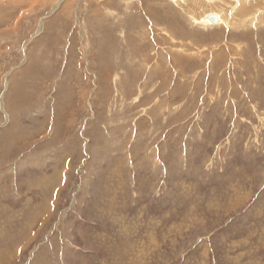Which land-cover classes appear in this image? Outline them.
<instances>
[{
  "label": "rangeland",
  "instance_id": "obj_1",
  "mask_svg": "<svg viewBox=\"0 0 264 264\" xmlns=\"http://www.w3.org/2000/svg\"><path fill=\"white\" fill-rule=\"evenodd\" d=\"M95 1L98 18L90 0H0V264H264L255 28L202 31L160 0L155 21ZM239 41L241 53L224 47Z\"/></svg>",
  "mask_w": 264,
  "mask_h": 264
},
{
  "label": "bare ground",
  "instance_id": "obj_2",
  "mask_svg": "<svg viewBox=\"0 0 264 264\" xmlns=\"http://www.w3.org/2000/svg\"><path fill=\"white\" fill-rule=\"evenodd\" d=\"M3 1V0H2ZM5 1H7V2H15L14 3V5L16 4V3H18V4H20V3H23V2H26V1H28V0H5ZM42 0H38V3H37V0H34V3L36 4H40V3H42L41 2ZM52 1V0H51ZM84 1H86V0H84ZM89 1V0H88ZM107 1V0H106ZM106 1H104V2H106ZM123 1V0H122ZM32 2V1H31ZM59 2V1H58ZM82 2V1H81ZM98 2H100V1H98ZM101 2H103L102 0H101ZM104 2L102 3V5H104ZM107 2H109V1H107ZM160 2H162V5L164 6L165 5V7H169V6H172V7H176V9H177V11H175L174 12V15H172L171 16V18L172 17H174V16H176V15H179V14H183V15H185L186 16V18H187V20L189 21V23H190V25L192 24L194 27H196V28H198V29H200V30H202V31H204V30H212V29H216V30H220V32L221 33H228V34H233V33H236L237 35H244V29H252V28H255V31H254V33L256 34V37H257V39L259 38L263 43H264V0H160ZM2 3V2H1ZM0 3V5H2ZM28 3V2H27ZM91 3V4H90ZM127 3H132V5L133 6H136V11H134L135 13L136 12H139V13H141V12H144V14L147 16V18L148 19H151L152 21H155V20H157L158 18L156 17V16H158V15H162V13H163V8L162 9H160V8H158V10L160 9V11H156V8H155V6H150V4H152V0H125V5H124V7L126 8L127 7ZM158 3V2H157ZM7 4H9V3H7ZM10 4H13V3H10ZM33 4V3H32ZM52 4V3H51ZM81 4V3H80ZM96 4H97V2L95 1V0H90V2H89V9H87L86 8V12L89 10L90 12V14H91V17H94V18H98V16H99V8H100V5L97 7L96 6ZM17 5V4H16ZM27 5V4H26ZM30 5V4H29ZM48 5V3L46 4V6ZM54 5V4H53ZM78 5H79V3H78ZM77 5V6H78ZM87 5V6H88ZM106 5V4H105ZM154 5H158V4H154ZM159 5H161V4H159ZM7 6V5H6ZM13 6V5H12ZM17 6H19V5H17ZM17 6H14V8L15 7H17ZM21 6V5H20ZM40 6V5H39ZM46 6H45V8H46ZM52 6V5H51ZM55 6V5H54ZM71 6V5H70ZM82 6V5H81ZM22 7V6H21ZM44 7V6H43ZM42 7V8H43ZM84 7V6H83ZM158 7V6H157ZM5 8V7H4ZM25 8V7H24ZM44 8V9H45ZM52 8H53V6H52ZM58 8V7H57ZM69 8V7H68ZM78 8H79V6H78ZM103 8V7H102ZM109 8V7H108ZM2 9V8H1ZM7 9V8H6ZM8 9H11V8H8ZM8 9L6 10V15L5 16H2V17H5V18H7L8 16H7V12H8ZM35 9V8H34ZM34 9H32V11L34 10ZM49 9H51V8H49ZM70 9H72V7H70L69 8V11H71ZM80 9V8H79ZM84 9V8H83ZM3 10H5V9H3ZM16 10V11H15ZM15 10H13V11H15V12H17V9L15 8ZM25 10V9H24ZM38 10H40V9H38ZM67 10V9H66ZM73 10V9H72ZM81 10V9H80ZM124 10V9H123ZM31 11V12H32ZM82 11H84V10H82ZM1 12V11H0ZM2 12H4V11H2ZM11 12V11H10ZM38 12V11H37ZM49 12V11H48ZM71 12H73V11H71ZM78 12V11H77ZM85 12V13H86ZM133 12V13H134ZM70 13V12H69ZM106 13H108V11L106 12ZM105 13V14H106ZM112 13V12H111ZM110 13V14H111ZM157 13H158V15H157ZM166 13V12H165ZM179 13V14H178ZM3 14V13H2ZM11 14H12V12H11ZM11 14H10V17H11ZM38 14H39V12H38ZM74 14H76L77 15V13H74ZM110 14H109V16H110ZM113 14V13H112ZM142 14V13H141ZM207 14H213L214 15V17H216V20L214 21V22H212L209 18H207L206 16H207ZM15 15V14H14ZM25 15V14H24ZM34 15V14H33ZM35 15H36V11H35ZM50 15V14H49ZM67 15H68V11H67ZM72 15H73V13H72ZM78 15H79V12H78ZM83 15V14H82ZM106 15H108V14H106ZM113 15H115V14H113ZM113 15H111V16H113ZM139 15V14H138ZM170 15V14H169ZM7 16V17H6ZM81 16V15H80ZM90 16V15H89ZM139 16H141V15H139ZM139 16H137V17H139ZM143 16V15H142ZM160 16H159V18H160ZM164 16V15H163ZM20 17H21V15H20ZM36 17V16H35ZM67 17H70V14H69V16H67ZM72 17V16H71ZM85 16L83 15V18H84ZM87 17V16H86ZM167 17H168V14H167ZM167 17H166V19H167ZM5 18H2V20L3 19H5ZM61 18V17H60ZM66 18V17H65ZM93 18V19H94ZM112 18V17H111ZM130 18V17H129ZM157 18V19H156ZM162 18H164V17H162ZM0 19H1V16H0ZM33 19V18H32ZM47 19V18H46ZM70 19V18H69ZM79 19V18H78ZM86 19V18H85ZM143 19V18H142ZM172 19H174V18H172ZM1 20V21H2ZM17 20V19H16ZM43 20V19H42ZM61 20V19H60ZM115 20V19H114ZM171 20V19H170ZM52 21V20H51ZM83 21H84V19H83ZM130 21V20H129ZM136 21H139V20H136ZM142 20H140V22H141ZM146 21V20H145ZM148 21V20H147ZM16 22H18V21H16ZM54 22H55V20H54ZM57 22V21H56ZM79 22V21H78ZM112 22V21H111ZM139 22V23H140ZM173 22H175V21H173ZM8 23V22H7ZM86 23V22H85ZM85 23H84V25H85ZM107 22H105V24H106ZM136 23V22H135ZM142 23V22H141ZM140 23V24H141ZM176 23V22H175ZM178 23V22H177ZM19 24V23H18ZM44 24V23H43ZM42 24V25H43ZM57 24H58V22H57ZM56 24V25H57ZM80 24V23H79ZM158 24V23H157ZM9 25V24H8ZM17 25V24H16ZM41 25V24H40ZM55 25V24H54ZM89 25V24H88ZM100 25V24H99ZM171 26H172V23L170 24ZM261 25L263 26V27H261ZM52 26H53V24H52ZM137 26H138V24H137ZM141 26V25H140ZM139 26V28H141ZM148 26V25H147ZM169 26V25H168ZM18 27V26H17ZM41 27V26H40ZM58 27V26H57ZM89 27H91L90 25H89ZM257 27H259V30H260V33H262L263 35H260L259 33H257ZM28 28V27H27ZM51 28V27H50ZM67 29H68V27H66ZM71 28V27H70ZM138 28V27H137ZM53 29H56V27L54 26V28ZM93 29V28H92ZM97 29V31H98V29H101V28H96ZM142 29V28H141ZM143 29H144V27H143ZM152 29H154V31L156 32V33H159V32H161V33H164V35H165V33H167L166 32V30H164V29H162V28H159L158 27V29L157 28H154V27H152ZM25 30V29H24ZM86 30H88V29H86ZM137 30V29H136ZM146 30H149V28H147ZM13 31V30H12ZM39 31V30H38ZM54 31V30H53ZM72 31H73V29H72ZM93 31V32H92ZM91 31V34L92 33H94V30H92ZM149 31H152L151 29L149 30ZM169 31V30H168ZM179 31H181V30H179ZM178 31V32H179ZM41 32V31H40ZM171 32V31H170ZM184 32V31H183ZM9 33V32H8ZM7 33V34H8ZM19 33V32H18ZM106 33V32H105ZM135 33V32H134ZM141 33V32H140ZM146 33V32H145ZM153 33V32H152ZM172 33H173V31H172ZM176 33V32H175ZM182 33V32H181ZM180 33V34H181ZM9 34H12L11 33V31H10V33ZM67 34V33H66ZM71 34H72V32H71ZM109 34V33H108ZM160 34V33H159ZM227 34V35H228ZM97 35V34H96ZM95 35V36H96ZM104 35H106V34H104ZM148 35H149V33H148ZM158 35V34H157ZM176 35V34H175ZM189 35V34H188ZM187 35V36H188ZM5 36H6V33H5ZM9 36V35H8ZM94 36V35H93ZM136 36V35H135ZM143 36V35H142ZM150 36V35H149ZM156 36V35H155ZM161 36V35H160ZM163 36V35H162ZM169 35H167V37H168ZM190 36V35H189ZM115 37V36H114ZM153 37V36H152ZM157 37V36H156ZM156 37H154V38H156ZM166 37V36H165ZM33 38H35V36L33 37ZM74 38V37H73ZM147 38V37H146ZM151 38V37H150ZM25 39V38H24ZM100 39V38H99ZM98 39V40H99ZM104 39V38H103ZM157 39V38H156ZM164 39V38H163ZM162 39V40H163ZM170 39L173 41V39H174V36L171 34L170 35ZM169 39V40H170ZM51 40H53V39H51ZM55 40L57 41V39L55 38ZM66 40V39H65ZM92 40V39H91ZM96 40V38L94 39V41ZM150 40V39H149ZM158 40V39H157ZM195 40V39H194ZM193 40V41H194ZM31 41V40H30ZM55 41V42H56ZM87 41V40H86ZM90 41V40H89ZM89 41L88 42H86V43H89ZM163 42V41H162ZM166 42V41H165ZM52 43V42H51ZM64 43V42H63ZM102 43V42H101ZM100 43V44H101ZM104 43V42H103ZM106 43V42H105ZM155 43V42H154ZM167 43V42H166ZM166 43H163V44H166ZM58 44V43H57ZM92 44V43H91ZM117 44V43H116ZM173 44H174V42H173ZM179 44H180V46H181V43L179 42ZM186 44V43H185ZM9 45V44H8ZM14 44H12V46H13ZM31 45V44H30ZM84 45H86V44H84ZM84 45H82L83 47H84ZM166 45H168V43L166 44ZM231 45V44H230ZM74 46V45H73ZM168 46H172L171 44L170 45H168ZM189 46V45H188ZM220 46H223V45H220ZM11 47V46H10ZM176 47V46H175ZM190 47V46H189ZM188 47V48H189ZM224 47H226L227 48V50H229V48H230V50L231 51H233V53H241V50H242V47L240 46V41L239 42H237L235 45H233V46H228V45H224ZM87 48V47H86ZM165 48V47H164ZM164 48H162V49H164ZM170 47H168V49H169ZM192 48V47H191ZM258 48H259V46H258ZM63 49H64V47H63ZM97 49V48H96ZM99 49V48H98ZM219 49V48H218ZM17 50V49H16ZM85 50V49H84ZM136 50V49H135ZM139 50V49H138ZM137 50V51H138ZM171 50V49H170ZM259 50V49H258ZM4 51V50H3ZM75 51V50H74ZM82 51V50H81ZM114 51H117V50H115L114 49ZM154 51V50H153ZM165 51H167L166 49H165ZM173 51H174V49H173ZM172 51V52H173ZM205 51V50H204ZM216 51V50H215ZM218 51V50H217ZM84 52V51H83ZM92 52V51H91ZM140 52V51H139ZM175 52V51H174ZM178 52V51H177ZM181 52V50L179 51V53ZM187 52V51H186ZM189 52V51H188ZM212 52H213V50H212ZM70 53H72V52H70ZM85 54H86V50H85V52H84ZM93 53V52H92ZM156 53V52H155ZM154 53V54H155ZM219 53H220V51H219ZM218 53V55H221V54H219ZM226 53V52H225ZM85 54H84V56H85ZM90 54V53H89ZM140 54V53H139ZM157 54H159V57H160V55H161V57L160 58H162V57H164L162 54H160V53H157ZM188 54V53H187ZM186 54V55H187ZM200 54V53H199ZM199 54H197V55H199ZM228 53H226V55H227ZM230 54V53H229ZM1 55V54H0ZM4 55V54H3ZM91 55V54H90ZM94 55V54H93ZM146 55V54H145ZM168 55H169V53H168ZM191 55H194V54H191ZM204 55V54H203ZM231 55V54H230ZM234 55V54H233ZM236 55V54H235ZM46 56V55H45ZM63 56V55H62ZM67 56V55H66ZM95 56V55H94ZM208 56V55H207ZM211 56V55H210ZM222 56V55H221ZM224 56H225V54H224ZM114 57V56H113ZM155 57V56H154ZM154 57H152V58H154ZM174 57H175V55H174ZM173 57V58H174ZM193 57H195V56H193ZM205 57V56H204ZM215 57V56H214ZM214 57H213V59H214ZM219 57V56H218ZM218 57H217V61H219L218 60ZM228 57V56H227ZM226 57V58H227ZM234 57H236V56H234ZM233 57V58H234ZM24 58H25V56H24ZM72 58V57H71ZM89 58V57H88ZM142 58V57H141ZM146 58V57H145ZM158 58V57H157ZM169 58V57H168ZM190 58V57H189ZM189 58H187V60L189 59ZM201 58H203V57H200V59ZM205 58H207V57H205ZM260 58V57H259ZM1 59V58H0ZM76 59H77V57H76ZM95 59V58H94ZM96 59H97V57H96ZM151 59V58H150ZM149 59V60H150ZM156 59V58H155ZM159 59V58H158ZM163 59V58H162ZM161 59V60H162ZM165 59V58H164ZM175 59H177L176 57H175ZM183 59H184V57H183ZM27 60V59H26ZM78 60V59H77ZM84 60V59H83ZM115 60V59H114ZM160 60V61H161ZM173 61H174V59H172ZM178 60V59H177ZM190 60H191V58L189 59V62H190ZM231 60V59H230ZM40 61V60H39ZM73 61V60H72ZM87 61V60H86ZM96 61H98V60H96ZM158 61V60H157ZM168 61V60H167ZM221 61V60H220ZM232 61V60H231ZM261 61V60H260ZM26 62V61H25ZM71 62V61H70ZM70 62H68V65H69V63ZM79 62V61H78ZM113 62V61H112ZM116 62V61H115ZM118 62V61H117ZM149 62H151V60L149 61ZM148 61H147V63H149ZM169 62V61H168ZM214 62V61H213ZM18 63V62H17ZM147 63H145L146 65H147ZM152 63V62H151ZM150 63V64H151ZM177 63V62H176ZM179 63V62H178ZM187 63V62H186ZM216 63V62H215ZM13 64V63H12ZM30 64V63H29ZM117 64V63H116ZM164 64V63H163ZM162 64V65H163ZM173 64V63H172ZM172 64H171V66H172ZM181 64V63H180ZM20 65V64H19ZM24 65V64H23ZM44 65V64H43ZM76 65V64H75ZM109 65V64H108ZM157 65V64H156ZM156 65H154V67H156ZM174 65H176V64H174ZM207 65V64H206ZM232 65V64H231ZM10 66V65H9ZM16 66V65H15ZM107 65H105V67H106ZM153 66V65H152ZM166 66V65H165ZM213 66V65H212ZM149 67V66H148ZM148 67H147V69H148ZM28 68V67H27ZM43 68V67H42ZM72 68H74V67H72ZM98 68H99V66H98ZM157 68H158V65H157ZM157 68H155V69H157ZM161 68V67H160ZM16 69V68H15ZM18 69H19V67H18ZM75 69V68H74ZM151 69L153 70L154 68L153 67H151ZM154 69V70H155ZM168 69V68H167ZM167 69H166V71H167ZM103 70V69H102ZM160 70V69H159ZM169 70V69H168ZM22 71V70H21ZM29 71V70H28ZM32 71V70H31ZM30 71V72H31ZM149 71H151V70H149ZM163 72L165 71V70H162ZM165 71V72H166ZM10 72V71H9ZM16 72H17V70H16ZM38 72V71H37ZM37 72H35V74L37 73ZM46 72V71H45ZM58 72V71H57ZM75 72V71H74ZM89 72V71H88ZM146 72H148V71H146ZM174 72H176V71H174ZM178 72V71H177ZM39 73V72H38ZM91 73V72H90ZM151 73V72H150ZM155 73V72H154ZM160 73H161V71H160ZM167 73H168V71H167ZM170 73V72H169ZM9 74V73H8ZM19 74V73H18ZM114 74H115V72H114ZM117 74V73H116ZM159 74V73H158ZM16 75H17V73H16ZM30 75V74H29ZM37 75V74H36ZM46 75V74H45ZM71 75V74H70ZM76 75H78V74H76ZM141 75H142V73H141ZM149 75V74H148ZM151 75V74H150ZM154 76H155V74H153ZM165 74H163L162 76H164ZM178 75V74H177ZM11 76V75H10ZM13 76H15V75H13ZM27 76V75H26ZM31 76V75H30ZM35 76V75H34ZM33 76V77H34ZM38 76V75H37ZM47 76H49V75H47ZM74 76V75H73ZM115 76V75H114ZM156 76H157V74H156ZM179 76V75H178ZM17 77V76H16ZM32 77V76H31ZM32 77V78H33ZM70 77V76H69ZM102 77H105V79L106 78H108V77H106V76H102ZM159 77H161V76H159ZM11 78V77H10ZM26 78V77H25ZM144 78V77H143ZM151 78V77H150ZM153 78V77H152ZM156 78V77H155ZM88 79V78H87ZM116 79V78H115ZM154 79V78H153ZM158 79V78H157ZM172 80H176V78H171ZM2 80V79H1ZM14 80V79H13ZM100 80H101V78H100ZM146 80V79H145ZM160 80V79H159ZM166 80V79H165ZM5 81H6V79H5ZM69 81V80H68ZM70 81H72V80H70ZM147 81V80H146ZM4 82V81H3ZM37 82L38 81H36V84H37ZM85 82V81H84ZM91 82V81H90ZM101 82H103L102 80H101ZM104 82H106V80H104ZM174 82V81H173ZM177 82V81H176ZM16 83H17V81H16ZM39 83V82H38ZM151 83V82H150ZM165 83V82H164ZM175 83V82H174ZM6 84V83H5ZM11 84V83H10ZM9 84V85H10ZM14 84V83H13ZM68 84V83H67ZM72 84V83H71ZM93 84H94V82H93ZM100 84H102V83H100ZM141 84H142V82H141ZM143 85V84H142ZM141 85V86H142ZM146 85V84H145ZM113 86H115V85H113ZM126 86V85H125ZM124 86V87H125ZM151 86V85H150ZM13 87H15V86H13ZM77 87V86H76ZM146 87V86H145ZM155 87V86H154ZM259 87V86H258ZM103 88H106V87H103ZM128 88V87H127ZM158 88V87H157ZM212 88V87H211ZM235 88V87H234ZM11 89V88H10ZM70 89V88H69ZM236 89V88H235ZM37 90V89H36ZM126 90V89H125ZM120 91H122V90H120ZM207 92V91H206ZM262 92V91H261ZM67 93H68V91H67ZM95 93V92H94ZM123 93V92H122ZM125 93V92H124ZM137 93V92H136ZM193 94V93H192ZM129 96H130V94H128ZM121 96V95H120ZM125 96H127V94H125ZM132 96V95H131ZM13 97H14V99H17V100H20V101H25V97H22L21 98V94H19L18 92H15L14 94H13ZM128 97V96H127ZM133 98V97H132ZM139 98V97H138ZM137 98V99H138ZM7 99V98H6ZM32 99V98H31ZM111 99V98H110ZM148 99V98H147ZM4 100V99H3ZM11 100V99H10ZM113 100V99H112ZM146 101V100H145ZM11 102V101H10ZM9 102V103H10ZM14 102V101H13ZM119 102V101H118ZM147 102H149V101H147ZM5 104V103H4ZM3 104V105H4ZM147 104H149V103H147ZM12 106V105H11ZM138 106H140V104L138 105ZM145 106V105H144ZM148 107V106H147ZM158 108V107H157ZM2 109V108H1ZM0 109V110H1ZM10 109V108H9ZM146 109V108H145ZM11 110V109H10ZM4 111H6V110H4ZM12 111V110H11ZM1 112V111H0ZM145 112V111H144ZM143 112V113H144ZM146 112H147V110H146ZM208 114V113H207ZM3 115V114H2ZM143 115V114H142ZM1 116V115H0ZM61 118V117H60ZM75 119V118H74ZM57 121H58V119H57ZM87 121V120H86ZM4 122V121H3ZM8 122V121H7ZM68 122V121H67ZM71 122V121H70ZM72 122H73V120H72ZM75 122H76V120H75ZM85 123V122H84ZM13 124V123H12ZM56 124V123H55ZM90 124V123H89ZM2 125H4V124H2ZM8 125V124H7ZM6 125V126H7ZM14 125V124H13ZM19 126V125H18ZM4 129H5V127H4ZM1 130V129H0ZM8 130V129H7ZM144 130H146V129H144ZM11 131H13V130H11ZM10 132V131H9ZM44 132H46L45 130H44ZM66 132V131H65ZM40 133V132H39ZM23 135V134H22ZM9 136V135H8ZM25 136V135H24ZM49 135H47V137H48ZM27 137V136H26ZM29 137V136H28ZM46 137V136H45ZM44 137V138H45ZM118 137H120V136H118ZM9 138V137H8ZM18 138H20V137H18ZM32 138V137H31ZM69 138V137H68ZM117 138V137H116ZM12 139V138H11ZM25 139V138H24ZM46 139V138H45ZM19 140V139H18ZM27 140V139H26ZM29 140V139H28ZM44 140V139H43ZM119 140V139H118ZM6 141V140H5ZM54 141V140H53ZM10 142V141H9ZM15 142V141H14ZM23 142V141H22ZM36 142H37V140H36ZM45 142V141H44ZM43 142V143H44ZM147 142V141H146ZM50 143V142H49ZM49 143H47V144H49ZM81 143V142H80ZM14 144V143H13ZM52 144V142L50 143V145ZM37 145H39V144H37ZM36 145V146H37ZM49 145V146H50ZM35 146V145H34ZM43 146V145H42ZM46 146V145H45ZM17 147V146H16ZM15 147V148H16ZM58 147V146H57ZM61 147V146H60ZM76 147V146H75ZM38 148H39V146H38ZM40 148H41V146H40ZM46 148V147H45ZM63 148V147H62ZM43 149H44V147H43ZM42 149H40V151H41ZM32 151H34V150H32ZM37 151V150H36ZM35 151V152H36ZM35 152H32V154L33 153H35ZM87 152V151H86ZM40 152H38V154H39ZM28 154H29V152H28ZM36 155H37V153H35ZM2 156V155H1ZM0 156V157H1ZM27 156H31V155H27ZM255 156V155H254ZM24 158V157H23ZM25 159V158H24ZM23 159V160H24ZM8 160V159H7ZM23 160H21V161H23ZM1 161V160H0ZM25 161V160H24ZM84 161V160H83ZM3 162V161H2ZM38 163V162H37ZM56 164V163H55ZM80 169V168H79ZM63 172V171H62ZM77 174V173H76ZM78 178V177H77ZM40 180V179H39ZM38 180V181H39ZM75 180V179H74ZM226 190V189H225ZM76 192V191H75ZM55 204V203H54ZM44 211V210H43ZM63 213V212H62ZM41 225V224H40Z\"/></svg>",
  "mask_w": 264,
  "mask_h": 264
},
{
  "label": "water",
  "instance_id": "obj_3",
  "mask_svg": "<svg viewBox=\"0 0 264 264\" xmlns=\"http://www.w3.org/2000/svg\"><path fill=\"white\" fill-rule=\"evenodd\" d=\"M206 17L209 18L212 22H214L216 20V17H214L213 14H207Z\"/></svg>",
  "mask_w": 264,
  "mask_h": 264
}]
</instances>
